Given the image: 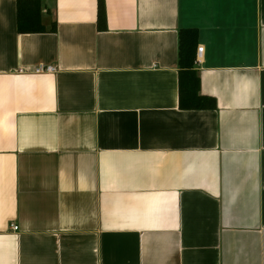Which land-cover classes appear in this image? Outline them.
<instances>
[{
    "label": "crops",
    "instance_id": "obj_1",
    "mask_svg": "<svg viewBox=\"0 0 264 264\" xmlns=\"http://www.w3.org/2000/svg\"><path fill=\"white\" fill-rule=\"evenodd\" d=\"M37 1L0 0V264H264V0Z\"/></svg>",
    "mask_w": 264,
    "mask_h": 264
},
{
    "label": "trees",
    "instance_id": "obj_2",
    "mask_svg": "<svg viewBox=\"0 0 264 264\" xmlns=\"http://www.w3.org/2000/svg\"><path fill=\"white\" fill-rule=\"evenodd\" d=\"M20 3L17 13L18 30L21 32L42 31L43 26L40 23L38 1L35 0V2L31 4L30 0V4L27 8ZM32 6H36V8H32ZM98 12L102 15V0H98ZM196 44V29L187 28L179 31V105L186 109L213 108L215 106L214 99L199 93V78L194 69Z\"/></svg>",
    "mask_w": 264,
    "mask_h": 264
},
{
    "label": "built area",
    "instance_id": "obj_3",
    "mask_svg": "<svg viewBox=\"0 0 264 264\" xmlns=\"http://www.w3.org/2000/svg\"><path fill=\"white\" fill-rule=\"evenodd\" d=\"M203 47L202 46H197L196 54L197 58L200 56V53L202 52ZM35 72H54L56 69L53 65H39L35 69ZM14 230L17 229L16 225H13L12 227Z\"/></svg>",
    "mask_w": 264,
    "mask_h": 264
}]
</instances>
